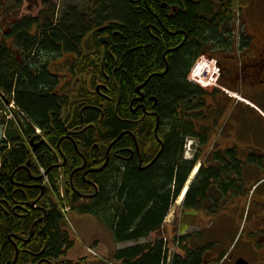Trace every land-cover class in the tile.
<instances>
[{"label": "trees", "instance_id": "1", "mask_svg": "<svg viewBox=\"0 0 264 264\" xmlns=\"http://www.w3.org/2000/svg\"><path fill=\"white\" fill-rule=\"evenodd\" d=\"M88 1L89 10L63 7L58 19L57 6L46 1L43 19L25 20L14 33L15 43L12 35L0 38V107H6V98L18 109L6 126L0 120V128H6L0 141V264H75L67 258L75 248L62 213L67 206L96 216L118 245L132 244L119 249L113 263H168L162 229L210 133L204 114L207 90L193 84L190 75L200 50L222 41L218 30L229 22L234 4L226 0L213 14L218 8L213 0ZM248 1L238 0L239 7L250 6ZM103 36L105 45L98 40ZM65 55L72 57L62 66L72 92L64 91L68 83L63 88L53 65ZM99 83L110 90V101L98 94ZM139 85L150 115L138 107ZM101 104L103 118L100 109L85 110L81 118L86 106ZM34 137L44 144L33 148ZM189 138L201 142L193 161L184 160ZM134 148H139L142 170L137 157L133 162L116 159L109 170L89 173L108 162V149L114 155ZM205 160L208 166L190 186L183 207L213 219L222 213L218 204L229 183L222 184V163L211 168L208 155ZM42 171L47 178L40 179ZM239 214L232 212L231 218ZM177 231L174 243L183 254L174 255L170 264H218L228 254L215 252L216 243L202 239L205 231L185 236ZM152 235L157 239L148 241Z\"/></svg>", "mask_w": 264, "mask_h": 264}, {"label": "flooded vegetation", "instance_id": "2", "mask_svg": "<svg viewBox=\"0 0 264 264\" xmlns=\"http://www.w3.org/2000/svg\"><path fill=\"white\" fill-rule=\"evenodd\" d=\"M27 1L29 2L30 0ZM183 1L193 4H197L198 2V0ZM45 2H43L44 9L37 17L30 15V17H24L21 20L16 19L18 16L12 17L8 15L3 8L0 25L1 40L12 35V43H15L16 37L14 33L24 24L25 20L43 19ZM222 2L224 3L226 0H220L217 5L218 8H215L213 14L219 12ZM237 4V16L235 15V10L232 8V13H228L227 15L229 22L219 27L218 33L222 41L217 43L211 41L206 46L205 51L201 49V55L193 69L196 66L199 67V70L196 72L197 80H200L206 74L209 86H213L207 89L206 103L210 99V104H207L208 108L204 111L207 121L205 127L207 130H210L207 137V146L209 147L207 155L211 168H215L219 163H222L225 171V175L222 176L224 178V180L222 179V184L229 183L223 190L225 200L219 203L218 207L224 212H239L240 216L241 211H248V214L245 216L246 220L243 230V232L246 230V233L240 244L239 255L233 258L230 264H264V30L260 34L249 32L246 28L252 22L247 21L245 15L252 9V4L242 9L239 7V2ZM163 7L166 8L167 5L163 4ZM261 7L263 6L257 3L255 9L259 10ZM228 11L230 12L231 10L228 9ZM241 14L243 25L240 22ZM9 17L14 21H10ZM257 19L260 23H264V16L262 14H258ZM98 33L101 34L100 31ZM101 39L104 40L102 45H105L107 38L104 36L98 38L99 41ZM215 60L216 63L214 62ZM200 74L201 77L199 78ZM70 81H72L71 77L68 82ZM98 85L103 84L99 83ZM104 87L106 86L104 85ZM105 89L109 93H102L104 90L102 89L100 96L104 100L110 101L111 98L108 95L111 92L107 87ZM136 91L140 95V98L136 99L138 107L142 108L145 115H150L147 106L144 105L145 95L140 85ZM231 93L235 94L236 98ZM120 95L121 90L119 89ZM136 100L133 99L131 101L130 107L134 113L136 112L134 109ZM104 106V104H101L100 108L86 106L80 113L81 118L83 119V112L85 110L92 109H100L101 118H103L102 108ZM230 106L232 109L229 108ZM229 110L231 111L229 124H224L223 130L220 131L218 127L216 128V124H214L215 119L219 114L226 113ZM77 128L74 130L78 131ZM199 148H201L200 141ZM98 152H102V150L99 149ZM122 152L129 155H122ZM105 156L106 161L108 160L104 164L105 166L90 169L89 173L99 174L105 168L109 170V165L113 166L116 159L133 162L136 161L137 157L140 168L141 170L143 169V161L141 160L139 148L116 151L114 155H111V150L108 149ZM219 156L223 159L221 162H219ZM198 170L199 166L196 168L195 174H197ZM218 186H213V189L220 191ZM249 195L250 200L247 210H245L246 206H243L242 201L248 198ZM182 201H179V203ZM241 218L244 222L243 214ZM248 221L249 224H247ZM243 222L241 221V223Z\"/></svg>", "mask_w": 264, "mask_h": 264}, {"label": "rangeland", "instance_id": "3", "mask_svg": "<svg viewBox=\"0 0 264 264\" xmlns=\"http://www.w3.org/2000/svg\"><path fill=\"white\" fill-rule=\"evenodd\" d=\"M44 1H47V2L52 1L50 3H53L54 5L57 6V11L55 14L56 19H58L62 15L63 7L67 9L69 6L70 8L74 6L76 8H79L80 10H89L90 8H92V4H90L88 0H30L29 2L27 0H0V17L1 15H3V8L6 10L8 15L12 17L18 16L16 19H19V20L23 19L24 17H30V15L37 17L41 13V11L44 9V4H43ZM214 1H216L217 3L220 2V0H214ZM231 1L235 5L234 6L235 15L237 16L238 4H236L235 2H238V0L237 1L231 0ZM243 1L249 2L248 0H243ZM257 3L263 5V7H261V9L259 10L255 9V6ZM249 4H252V9L249 12H247V14L245 15L246 16L245 19L252 23L248 24V27L246 29L249 30V32H255V34H260V32L264 30V23L263 22L260 23L257 19V16L258 14H262L264 16V0H250ZM9 19L10 21H14L11 17H9ZM240 22H241V25L244 24L242 20V14L240 15ZM71 58H72L71 56L65 55L64 57L59 58L57 61L53 62V65L56 66L58 69V75L63 80V83H62L63 88L68 83V85L64 89L65 92H68L69 89L72 92L71 90L72 87L71 88L69 87L72 81L68 82V80L70 79V76L65 72L62 66L65 65V62ZM215 58L217 59L216 56ZM214 62L216 63V60ZM198 70H199V67L197 66L195 69L192 70V73H191L192 77L190 76V81L195 85L196 84L201 85L198 83H204V85L207 86V88H204V89L212 88L213 86H209V82H208L209 80L207 81V77L205 78V80L202 77L200 78V80H197L194 77V75H196V72ZM231 94L232 96H235V94L233 93ZM209 100L207 101V104H210ZM0 108H1L0 112H3L4 107L1 106ZM229 108L232 109L231 106ZM6 110L8 112H16V113L18 112L16 109L11 111V109L8 110L6 108ZM230 114H231V111L229 110L228 112L222 113L220 116H218L215 119L216 128L218 127V129L222 131L224 124H229ZM0 119L4 121V124H6L4 120V115L1 114ZM3 134H4L3 131L0 130V141H1ZM194 143H197V142L193 139H188L185 144L184 157L187 160L194 159L195 149L198 151ZM201 155L203 156L200 159H198L196 166L197 167L198 166L207 167L208 165L206 164V160H205L207 156L206 147L204 148L203 153ZM197 167L193 168L192 174L187 180V183H189L190 181L191 183H193L194 180L196 179L197 175L195 174V170ZM43 176L44 178H46V174H44ZM179 199H177L176 202L173 204L169 217L167 218V221L168 222L173 221V224L175 226L174 225L170 226V224H165V228H164L165 232L162 233V235L166 236L168 239L167 244H168V247L170 249V253L172 254V256H174L175 254H181V255L183 254L182 250L179 249V247L174 244V241H176L174 238L175 237L174 229L176 228L178 229L177 232H181L183 230L189 229V226L191 224H196L194 220L196 217L195 215L191 213L181 214L184 202L179 203ZM249 200H250V195L248 198H245L242 201L243 206L244 205L246 206L245 210H247ZM223 212L224 211H222V213ZM244 212H246V215L248 214V211H241V216L239 214L238 217L235 219L231 218V216H228L226 218V221L227 222L230 221V224H231L230 231L229 230L227 231L228 228L226 227V225L221 223L220 217L214 220L213 219L206 220L207 218L204 219V216L202 214L196 213L197 218L200 220L198 222L199 228L201 229V231L206 232V237L204 238L202 237V239L204 241H209L210 243L214 242L213 244L216 243L215 252H221V253L229 252V254H232L230 261L233 258L238 257L239 255L238 252L240 250V244L243 241L244 235L246 233V230L243 232L246 217L244 219V222L241 219L242 214H244ZM228 213L232 214V211H229ZM181 216H183V218L180 220ZM70 218L74 225L76 234L74 233V236H73L74 238L72 237V239L75 240V248L68 254L67 258L69 260H72L73 263L75 264H94L95 261L90 259L91 257L90 258L86 257V254L96 255V253L94 252L93 254L91 252H86L83 248V245H88V246H92L95 248L97 247L99 250L97 251L100 253V255H102L104 258L113 260L115 253L118 251V249H121L123 245H118L111 230L107 226H105L101 220L97 219L96 216L81 215L77 212H72V214L70 215ZM240 220L243 223H241ZM212 222H214L213 226H211ZM217 224H219L218 225L219 230L216 233L213 231V229L215 226H217ZM247 224H249V221ZM194 231H198V230H196L195 228L191 226L189 229V234L193 233ZM197 238L199 240L201 239L200 236H198ZM156 239H157V235H152L150 239H148V241H154ZM130 245L132 244H126V246H123V247L125 248Z\"/></svg>", "mask_w": 264, "mask_h": 264}, {"label": "water", "instance_id": "4", "mask_svg": "<svg viewBox=\"0 0 264 264\" xmlns=\"http://www.w3.org/2000/svg\"><path fill=\"white\" fill-rule=\"evenodd\" d=\"M100 43L103 44V43H104V40L101 39V40H100ZM98 91H99V89H98ZM43 144H44V142L36 143L34 139L30 142V145H31L33 148H39V147H41ZM29 164H30V163H29ZM29 164H28V165H29ZM40 179H42V177H40ZM35 205H36V203L32 204V207L35 208Z\"/></svg>", "mask_w": 264, "mask_h": 264}, {"label": "bare ground", "instance_id": "5", "mask_svg": "<svg viewBox=\"0 0 264 264\" xmlns=\"http://www.w3.org/2000/svg\"><path fill=\"white\" fill-rule=\"evenodd\" d=\"M187 189H188V185H187V187L185 188V190L183 191V194L181 195L179 201H182V199H183L184 196H185V193H186Z\"/></svg>", "mask_w": 264, "mask_h": 264}, {"label": "crops", "instance_id": "6", "mask_svg": "<svg viewBox=\"0 0 264 264\" xmlns=\"http://www.w3.org/2000/svg\"><path fill=\"white\" fill-rule=\"evenodd\" d=\"M186 231V230H185ZM123 247V246H122Z\"/></svg>", "mask_w": 264, "mask_h": 264}]
</instances>
